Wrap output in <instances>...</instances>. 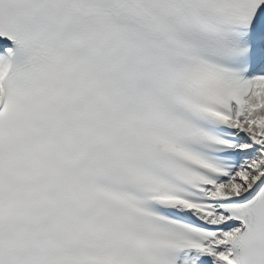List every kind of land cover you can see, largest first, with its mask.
<instances>
[{
    "label": "snow or ice",
    "instance_id": "snow-or-ice-1",
    "mask_svg": "<svg viewBox=\"0 0 264 264\" xmlns=\"http://www.w3.org/2000/svg\"><path fill=\"white\" fill-rule=\"evenodd\" d=\"M0 264H264V0H0Z\"/></svg>",
    "mask_w": 264,
    "mask_h": 264
}]
</instances>
